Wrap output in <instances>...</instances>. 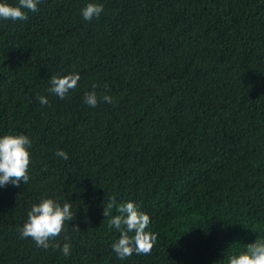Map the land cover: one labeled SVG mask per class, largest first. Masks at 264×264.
Listing matches in <instances>:
<instances>
[{"label":"trees","instance_id":"obj_1","mask_svg":"<svg viewBox=\"0 0 264 264\" xmlns=\"http://www.w3.org/2000/svg\"><path fill=\"white\" fill-rule=\"evenodd\" d=\"M87 2L0 19V134L32 141L28 181L0 187V264H227L264 239V0H98L84 20ZM42 197L74 213L48 248L18 230ZM110 197L149 215L148 253L116 257Z\"/></svg>","mask_w":264,"mask_h":264},{"label":"clouds","instance_id":"obj_2","mask_svg":"<svg viewBox=\"0 0 264 264\" xmlns=\"http://www.w3.org/2000/svg\"><path fill=\"white\" fill-rule=\"evenodd\" d=\"M38 2L39 0H16L15 3H10L9 0H0V19L24 20L27 18L26 10L35 11ZM102 11L103 4L98 0H88L79 10L84 20L98 18ZM78 79L79 73L52 75L46 91L64 98L66 93L76 86ZM98 100L111 103L112 97L106 93L98 97L94 90L83 95L84 103L89 106H96ZM39 101L46 104L48 98L41 94ZM31 143L30 137L24 133L0 134V187L7 183L19 185L21 181L24 183L28 181ZM55 155L61 159L68 158V153L63 149H57ZM115 207L117 214L112 215L109 210L113 208V198L110 197L109 203L104 204L103 216L109 217L108 225L119 232L118 239L111 244L116 257L124 259L133 252L148 253L157 239L155 232L146 230L150 222L149 215L140 210L139 205L132 200L120 202ZM73 216L68 201L60 203L53 197H42L28 209L27 218L18 230L22 237H31L38 246L48 248L50 238L57 236L65 227V222L71 221ZM51 246L58 247L65 256L70 254L71 246L67 238L62 244L55 242ZM227 264H264V239H255L247 244L245 250L229 255Z\"/></svg>","mask_w":264,"mask_h":264}]
</instances>
